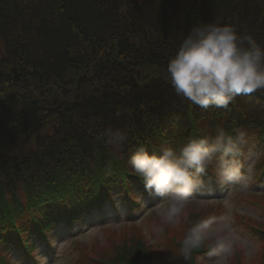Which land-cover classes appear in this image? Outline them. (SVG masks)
I'll return each instance as SVG.
<instances>
[{
  "label": "trees",
  "instance_id": "1",
  "mask_svg": "<svg viewBox=\"0 0 264 264\" xmlns=\"http://www.w3.org/2000/svg\"><path fill=\"white\" fill-rule=\"evenodd\" d=\"M207 23L233 25L264 47V0H0V264H39L59 225L107 221L120 198L139 212L121 223L132 227L112 228L111 247L74 239L72 264H202L206 247L185 261L181 243L193 222L220 209L198 210L201 200L191 199L178 217L183 232L154 216L170 249L149 244L135 221L152 196L129 161L141 147L178 152L217 127L244 131L246 154L251 141L264 148V92L202 108L170 83L169 60ZM109 128L127 133L119 148L107 142ZM255 167L261 182L264 155ZM202 180L219 181L211 170ZM251 226L264 241V223Z\"/></svg>",
  "mask_w": 264,
  "mask_h": 264
},
{
  "label": "clouds",
  "instance_id": "2",
  "mask_svg": "<svg viewBox=\"0 0 264 264\" xmlns=\"http://www.w3.org/2000/svg\"><path fill=\"white\" fill-rule=\"evenodd\" d=\"M167 72L176 94L193 105L227 109L241 93L264 92V47L233 25L201 24L183 40L169 60ZM104 135L117 148L128 138L120 129L109 128ZM247 144L244 131L232 135L217 127L214 137L191 138L178 152L166 146L158 154H150L141 147L129 163L145 189L166 203L159 213L162 220L173 222L193 199L208 170L223 185L243 181L241 187H245L254 180L253 162L264 155V149L248 148L246 154ZM237 239L230 214L210 217L191 224L180 251L190 261L194 251L206 247L208 257L223 261L233 252Z\"/></svg>",
  "mask_w": 264,
  "mask_h": 264
},
{
  "label": "rangeland",
  "instance_id": "3",
  "mask_svg": "<svg viewBox=\"0 0 264 264\" xmlns=\"http://www.w3.org/2000/svg\"><path fill=\"white\" fill-rule=\"evenodd\" d=\"M2 53V47H0V54ZM249 148L254 150L264 149L259 143L251 141L249 143ZM262 155L259 157L261 158ZM259 158L253 162L254 171L256 174L255 165L259 161ZM220 163L219 161L217 162ZM247 163V161H245ZM241 182H236L230 185H223L219 181L216 184L210 182L203 183L198 189L193 193L194 197L200 202L196 203L198 210H207V209H220L218 214L211 215V217H216L217 219L224 215H231L233 226L236 230L238 239L234 242L233 252L226 257L223 261H217L216 257H207L202 264H235L234 254L241 253L243 259L242 264H259L261 260L262 249L264 246V241L251 233L252 224L258 225L264 223V202L259 198L261 194H264V179L263 181H255V179L250 182L247 186L241 187ZM254 192V193H253ZM259 194L256 200L258 203L251 198V194ZM152 198L143 199L145 206L143 208L142 215L137 218L136 226L141 227L140 230L145 236V240L149 244L159 246L163 250H169L170 247L163 246V236L161 232L158 231L160 226L172 225L175 228H178L181 232L184 231V226L179 223L178 217L173 222H165L160 216V211L165 208L167 205L162 200L161 197L156 196L151 193ZM250 197V199H244L245 197ZM118 200V208L109 206L107 208V213H104L103 218H110L107 221L100 222L101 219L98 217H93V219H88L84 223L78 224L74 229H66L63 225H59L54 234V251L52 254H47L44 250L41 251L40 256L43 257V260L39 264H72L73 261L70 256V252L73 251L71 245V237H78L81 241H86L90 243H95L96 238L101 239V246L111 247L113 243L108 242L107 235L112 234V228H116L120 231V228L132 227L121 225L124 221H117L119 218L128 217L127 203L122 202L121 198ZM189 203L186 204V206ZM220 207H217V205ZM185 206V207H186ZM110 212V213H109ZM109 213V214H108ZM154 213V214H153ZM131 214V213H129ZM139 212L133 213V215L138 216ZM132 214L130 216H133ZM154 216L159 218L158 222H154ZM207 219V218H206ZM90 220V221H89ZM98 222V223H96ZM107 225H116L115 227H109L102 229ZM119 232L115 234L114 237L121 238L118 235ZM17 264H23L21 261Z\"/></svg>",
  "mask_w": 264,
  "mask_h": 264
}]
</instances>
